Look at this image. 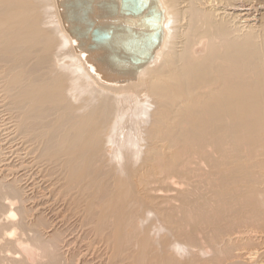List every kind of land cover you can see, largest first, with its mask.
Wrapping results in <instances>:
<instances>
[{
    "label": "bare ground",
    "instance_id": "bare-ground-1",
    "mask_svg": "<svg viewBox=\"0 0 264 264\" xmlns=\"http://www.w3.org/2000/svg\"><path fill=\"white\" fill-rule=\"evenodd\" d=\"M100 74L59 0H0V264H264V0H155Z\"/></svg>",
    "mask_w": 264,
    "mask_h": 264
},
{
    "label": "water",
    "instance_id": "water-1",
    "mask_svg": "<svg viewBox=\"0 0 264 264\" xmlns=\"http://www.w3.org/2000/svg\"><path fill=\"white\" fill-rule=\"evenodd\" d=\"M77 49L100 74L140 66L158 43L161 16L155 0H59Z\"/></svg>",
    "mask_w": 264,
    "mask_h": 264
}]
</instances>
